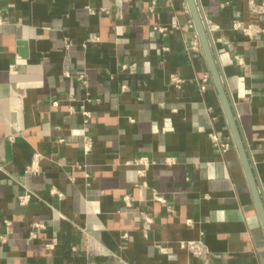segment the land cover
<instances>
[{"label": "crops", "instance_id": "1", "mask_svg": "<svg viewBox=\"0 0 264 264\" xmlns=\"http://www.w3.org/2000/svg\"><path fill=\"white\" fill-rule=\"evenodd\" d=\"M252 1L260 12L195 3L264 206V38L240 30H264V0ZM195 40L186 0H0V264H264V229ZM35 156L39 173H26ZM140 212L153 221L145 236Z\"/></svg>", "mask_w": 264, "mask_h": 264}, {"label": "built area", "instance_id": "2", "mask_svg": "<svg viewBox=\"0 0 264 264\" xmlns=\"http://www.w3.org/2000/svg\"><path fill=\"white\" fill-rule=\"evenodd\" d=\"M247 5L252 12H254V13L260 12L261 8L257 7L255 5L254 1L247 0ZM102 12H105V11H102ZM203 23H204L205 29L207 31V27H206L207 23L204 21H203ZM240 30H241L242 34L245 37H247L248 39L254 40L260 36L261 37L263 36V38H264V30L259 28L256 25L249 24L246 26H241ZM207 34H208V31H207ZM90 40H92L94 42L98 41L97 37H95V36H92L90 38ZM262 47H264V40L262 41ZM200 49H201V46H200V43L198 42V40L193 41L191 43V45L189 46V51L192 53H199ZM165 51H166V49H165ZM123 68H125V67H123ZM79 79L82 81L83 85L87 84L83 76H79ZM206 81H207V77L205 76L203 79V82H206ZM170 83L174 88L178 89V88H180V85L182 82L177 76L172 75L170 77ZM121 89L125 90L126 87L122 86ZM82 115L84 116V123L86 125L88 122V119H89V114L84 112V113H82ZM208 137L214 143V145L216 147L220 148L222 151H226L230 146L227 142L223 141L222 135L220 133H210L208 135ZM83 148L86 152L90 151L92 148V141L86 135H84ZM136 163L140 164V165H145V166L148 165V161L144 158L139 159ZM39 171H40V168H39L38 157L35 156L34 159L32 160L31 165L26 169V173L37 174V173H39ZM59 196H61V195H59ZM31 198H32V194L29 191H26V192H24L23 195L18 197V203L21 206H26L30 202ZM151 200L154 202H157L161 205H165V200L155 192L151 193ZM123 203L127 209H130V210L133 209V201H132V198L130 195L127 194L123 197ZM138 215H139V218L142 222V232L145 236L147 234V232L149 231L150 227L152 226L153 221H152V218L145 213L140 212V213H138ZM186 224L189 225L190 221H187ZM6 225H9V223L6 222ZM39 227L42 228V226H39ZM123 238H127V235H123ZM179 248L181 250H185V251L189 252L190 254H192L196 257H205L207 255L203 246L197 242H182L179 244ZM161 251H164V249ZM203 264H210V262L208 259H205Z\"/></svg>", "mask_w": 264, "mask_h": 264}, {"label": "water", "instance_id": "3", "mask_svg": "<svg viewBox=\"0 0 264 264\" xmlns=\"http://www.w3.org/2000/svg\"><path fill=\"white\" fill-rule=\"evenodd\" d=\"M186 2L188 4V8L190 10V13L193 19V23L196 29V33L199 39V43H200V46L203 52L204 59L208 67V71H209L212 83L219 96L221 106H222L229 130H230L231 138L238 151L239 158L241 160L242 166L244 168V171H245V174H246L249 186H250L254 204L256 206L258 215L262 223V227L264 229V206H263L261 197L257 189V185H256V181H255L252 169L250 168V163L248 161L246 150H245L243 141L241 139V136H240V133H239V130H238L235 118H234V114L230 107V103L228 101L226 91L223 87L218 69L216 67L214 54L211 48L209 36L205 29L202 17L196 6L195 0H186ZM20 45L24 46L23 43H20Z\"/></svg>", "mask_w": 264, "mask_h": 264}]
</instances>
